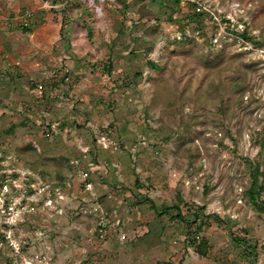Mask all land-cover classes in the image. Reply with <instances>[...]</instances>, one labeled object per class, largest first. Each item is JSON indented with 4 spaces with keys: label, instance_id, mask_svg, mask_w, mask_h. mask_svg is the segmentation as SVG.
I'll return each mask as SVG.
<instances>
[{
    "label": "rangeland",
    "instance_id": "obj_1",
    "mask_svg": "<svg viewBox=\"0 0 264 264\" xmlns=\"http://www.w3.org/2000/svg\"><path fill=\"white\" fill-rule=\"evenodd\" d=\"M48 1L0 0V264H264V0Z\"/></svg>",
    "mask_w": 264,
    "mask_h": 264
},
{
    "label": "trees",
    "instance_id": "obj_2",
    "mask_svg": "<svg viewBox=\"0 0 264 264\" xmlns=\"http://www.w3.org/2000/svg\"><path fill=\"white\" fill-rule=\"evenodd\" d=\"M53 2H55L56 0H52ZM49 1V2H52ZM242 38H244L247 41H252L253 39L252 37H249L247 31L241 33L240 35ZM260 170L256 169L253 173V179H252V183H251V187L248 190V193L250 194V200L252 202V204H254L256 206V208H258L259 210L264 211V205L259 201V198L261 196V194L264 192V184H260L259 183V177L258 175ZM140 203L143 202H148L151 204V207H153L155 209V211H157L159 214L161 215H165L168 214L170 215L171 218L173 219H182V220H186V215L183 212L182 208H181V203L180 202H176L173 203L172 205H168L166 207H164L162 210L158 209L154 203V201L151 198L146 197L145 199L138 201ZM197 206V205H196ZM200 209V208H199ZM197 207H195L194 209H192L191 213L194 216V219H192L191 223L197 224L198 222H202L201 224H199L198 226V231L201 230L202 228V224H208V217L207 215H205V213H202ZM175 212V213H173ZM197 236H195L194 239H196ZM197 239H199L197 237ZM196 242V241H195ZM208 249H209V242L207 239L202 238L199 241V244L197 246V252L202 255V256H207L208 255Z\"/></svg>",
    "mask_w": 264,
    "mask_h": 264
},
{
    "label": "built area",
    "instance_id": "obj_3",
    "mask_svg": "<svg viewBox=\"0 0 264 264\" xmlns=\"http://www.w3.org/2000/svg\"><path fill=\"white\" fill-rule=\"evenodd\" d=\"M49 2V1H48ZM50 3V2H49Z\"/></svg>",
    "mask_w": 264,
    "mask_h": 264
}]
</instances>
